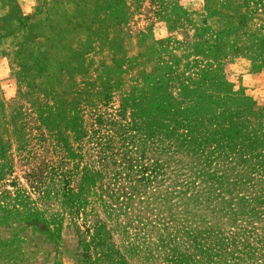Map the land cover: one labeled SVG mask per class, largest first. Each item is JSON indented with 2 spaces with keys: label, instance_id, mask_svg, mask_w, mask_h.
Segmentation results:
<instances>
[{
  "label": "rangeland",
  "instance_id": "1",
  "mask_svg": "<svg viewBox=\"0 0 264 264\" xmlns=\"http://www.w3.org/2000/svg\"><path fill=\"white\" fill-rule=\"evenodd\" d=\"M262 175L264 0H0V264H264Z\"/></svg>",
  "mask_w": 264,
  "mask_h": 264
},
{
  "label": "trees",
  "instance_id": "2",
  "mask_svg": "<svg viewBox=\"0 0 264 264\" xmlns=\"http://www.w3.org/2000/svg\"><path fill=\"white\" fill-rule=\"evenodd\" d=\"M256 185H258V187ZM256 185H251L254 191L251 190L249 193L251 199L255 201V204L250 210L246 211L247 218L244 220L243 225L241 223L240 225H242V228L248 233H253L256 237L260 236L261 241L264 243V175H262L260 183ZM259 202L261 203V207L257 204Z\"/></svg>",
  "mask_w": 264,
  "mask_h": 264
}]
</instances>
